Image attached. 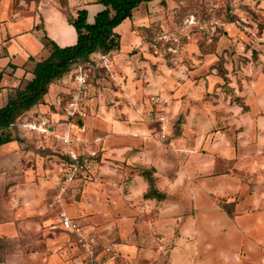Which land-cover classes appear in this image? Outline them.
<instances>
[{
    "label": "crops",
    "instance_id": "crops-1",
    "mask_svg": "<svg viewBox=\"0 0 264 264\" xmlns=\"http://www.w3.org/2000/svg\"><path fill=\"white\" fill-rule=\"evenodd\" d=\"M252 3L251 15L261 20L264 0ZM143 4L147 24L125 25V19L114 29L120 50L112 59L122 78L114 83L113 73H107L100 79L94 92L101 90L102 98L91 99L94 112L79 121L52 109L50 103L71 83L70 75L64 76L16 123L13 140L0 146V177L3 168L8 172L0 183V264H87L84 251L61 227L60 211L93 225L100 247L113 246L118 257L106 264H264V81L253 87L262 97L245 95L246 109L229 104L228 113L220 114L223 129L213 145L205 143L199 106L181 97L190 80L180 85L174 73L136 71L149 58L145 31L154 33L170 10L187 4L151 0L135 9ZM103 9L96 0H0V107L31 77L34 62L47 58L50 41L61 48L76 43L69 17L85 10L92 24ZM231 32L234 36L237 29ZM257 35L264 41V28ZM259 56L264 59V53ZM169 88L171 118L161 139L163 125L154 127L144 107L148 95L169 96ZM36 115L50 120L55 153L62 154V143L54 136L69 133L72 151L87 158L85 173L59 203L56 180L69 166L53 156L49 164L37 162L35 175L23 162L29 151L22 125ZM182 117L187 124L173 132L172 121ZM19 170L24 174L14 175ZM150 188L157 194L147 196Z\"/></svg>",
    "mask_w": 264,
    "mask_h": 264
},
{
    "label": "rangeland",
    "instance_id": "rangeland-1",
    "mask_svg": "<svg viewBox=\"0 0 264 264\" xmlns=\"http://www.w3.org/2000/svg\"><path fill=\"white\" fill-rule=\"evenodd\" d=\"M184 1L187 4V6L183 7L186 14L184 16L180 14L181 19L178 21L179 12H177L176 9L168 12L166 16V20L168 21L164 23L162 26L163 28L159 26L154 34L150 35L149 43L145 46L146 50L144 52L149 55V58H144V60H147L144 68L140 67L136 71H138V73H174L173 79H177V83L180 85L182 84L181 82L184 83L190 80L189 85L181 91V97L183 99H189L190 102L194 103V108L199 106L201 110L200 115L203 116L200 123L203 130L202 136L204 135L205 143L210 142L211 145H213L214 136L223 129L221 115L228 113L227 109L229 104L232 106L236 104L238 107L245 108V95L254 100L262 97L261 91L255 90L253 87L255 83L264 81V59L259 56L264 53L262 50L264 49V41L259 42L256 38V36L258 37L257 34L261 33V30L264 28V18L262 17L260 20L257 16L251 15L249 8L253 5L252 2L256 0ZM144 8L145 5L143 4L138 9H134L131 17L125 20V25L129 23L137 24L138 22L147 24L148 18L146 14L144 18L141 12ZM171 12L173 13L172 15ZM191 15L194 16L195 20H204L206 29L201 31L196 25H189L185 22ZM159 22L161 23V21ZM234 28L237 29V32L233 36L231 29ZM120 30H124V27L121 26ZM163 35L169 36L170 40H161ZM221 40L222 46L219 47L218 44ZM154 42L157 43L155 47L153 46ZM174 47H177V52L175 54L169 51V49ZM91 57L93 58L96 56L92 55ZM114 63V60L110 59L107 72L108 74L113 73L112 78H114L113 82L115 83V79H118V77L122 78V76L114 70ZM88 64H91V62H86L81 65ZM75 67L70 73L75 72ZM95 67V65H89V69L86 70V72L89 73V79L90 76H92L90 79L92 81L95 79V74H93V71L97 68ZM205 79H207L206 83ZM71 83L65 95L58 96V98L54 100V103H50L52 109L55 106L61 113H67L66 103L70 99L68 98L70 97L68 94H72L73 92L71 91L73 87ZM90 84V86L88 85L80 112L70 118H77L80 121L82 117H85L84 114H88L89 110L93 109L91 112H94V107H92L94 101L92 102L91 99L96 98L98 100L102 92L101 90L100 92H94L100 86L94 82H90ZM174 85L176 88L178 87L175 83ZM172 92L173 90L169 88L167 91V95L169 96L159 93L150 94L146 97L148 107L145 106L144 111L146 110L145 113L148 115L154 127H158L160 124L163 125L161 131L164 130V126L169 123L171 118L167 115L166 108L168 106L167 99H170L169 97ZM160 116L166 117V120L161 121L159 119ZM38 117L39 115L29 117L22 125L23 130L21 131L23 132V141L25 145H27L29 151V156H27L23 162L25 164L28 163L27 165H29V167L32 166L36 173L35 175H37V162L41 164L46 161L49 164L53 160V156L56 157L55 159L57 161L58 158L59 160H63L64 164L69 167L67 166V169H65L66 167L63 168L65 170L61 172L62 175L56 180L55 195L58 196L61 188L59 181L63 179V176L71 169L69 165V159L71 158L68 154L72 151L70 148L72 142L71 135L65 133L61 137L54 136L59 141L61 140L62 143L60 146L62 150L59 148L62 154L60 155L58 152L55 153L54 149L58 151V148L51 136L52 128H48L47 134L41 133L40 130L37 131L27 128V125L34 126L39 120ZM41 117L43 120H48L49 123H51L48 118ZM67 117L69 118V116ZM217 117L220 119L215 122L214 119ZM185 124L187 123L183 121V117L178 121H172L171 127L173 132L179 131ZM196 125V121L189 123L190 130ZM65 136L68 141L63 140ZM217 140L220 139L218 138ZM46 150H49V153H45L44 155L43 152ZM205 150L204 152L206 153ZM73 153L78 158V154H76V152ZM47 155L49 157H46ZM28 158L30 159L29 162L26 161ZM63 158H66V160ZM77 165L79 170L76 176L64 186L61 196L64 195L66 188H68L73 180L82 177V173H85V167L82 166L81 168L78 163ZM24 170L26 171V168ZM20 171L21 170L14 171L16 172L14 175H19L21 172L24 174L23 171ZM1 173L0 183L3 185L7 181L6 176L8 172L3 168ZM80 225L86 229L90 227L96 229L93 225H86L85 222H81Z\"/></svg>",
    "mask_w": 264,
    "mask_h": 264
},
{
    "label": "trees",
    "instance_id": "trees-1",
    "mask_svg": "<svg viewBox=\"0 0 264 264\" xmlns=\"http://www.w3.org/2000/svg\"><path fill=\"white\" fill-rule=\"evenodd\" d=\"M149 1L151 0H96L104 9L94 17L92 24L87 23L85 10L78 11L75 17H69L68 21L77 34L76 43L61 48L50 41L47 58L34 62L33 67L29 70L31 77L25 81L24 85L14 90L6 105L0 107V146L13 140L11 131L16 128V123L26 112L42 102L51 84L69 74L71 77L70 72L75 66L92 62V55H107L112 59V56L120 50L119 35L114 32V29L125 19L130 18L132 11L141 3ZM184 11L183 8L179 10L178 21L181 19L180 14L181 16L186 14ZM145 32L150 40V35L154 33L152 30ZM93 72L95 79L90 80L92 77L90 76L88 85L90 82L98 84L100 79L106 77L108 73L106 69L100 67H97ZM71 84L73 86L71 91H74V83ZM96 154L93 158L96 157ZM86 160L87 158L78 156L77 161L69 159V165L72 167L78 163L82 168ZM152 193L157 194L150 188L147 196ZM155 196H160V194Z\"/></svg>",
    "mask_w": 264,
    "mask_h": 264
},
{
    "label": "built area",
    "instance_id": "built-area-1",
    "mask_svg": "<svg viewBox=\"0 0 264 264\" xmlns=\"http://www.w3.org/2000/svg\"><path fill=\"white\" fill-rule=\"evenodd\" d=\"M189 25H196L199 30H205L206 25H204V20H195L194 16H189L188 19L185 20ZM169 36L163 35L161 40H170ZM176 41V40H175ZM154 47L157 46V43L154 42ZM169 51L173 54L177 52V47L169 49ZM108 63H110V58L107 55H96V57L92 58V65L96 67L108 69ZM78 65L75 67V72L71 73V80L74 83L75 89L72 92L69 101L67 104V116L74 117L81 110V106L84 103V98L88 89V79L89 73L86 72L89 69V65ZM95 67V68H96ZM39 120L34 126L27 125L28 129L31 130H40L41 133H48V128L50 127V123L48 120H43L41 116L38 117ZM159 119L161 121L166 120V117L160 116ZM160 138L164 139L165 134L163 130L161 131ZM64 141H68L67 137H64ZM69 157L74 161H77L76 155L70 151ZM94 155V153H93ZM79 168L77 163H75L71 169L63 176L64 178L59 181L60 184V193L55 199L56 203L60 202V195L64 190V186L67 185L69 181L74 179L78 172ZM58 218L60 221L61 227L66 230L68 233L72 234L74 237V243L85 252V259L87 264H106L108 258L115 259L118 257L116 251H114L113 246L110 245L108 247H99L98 244V234L96 229L83 228L78 222L72 220L65 212L60 211L58 213Z\"/></svg>",
    "mask_w": 264,
    "mask_h": 264
}]
</instances>
